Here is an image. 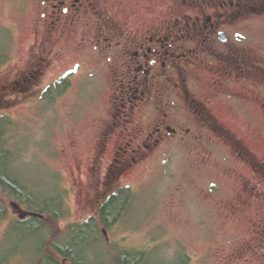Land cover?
<instances>
[{
  "label": "flooded vegetation",
  "instance_id": "obj_1",
  "mask_svg": "<svg viewBox=\"0 0 264 264\" xmlns=\"http://www.w3.org/2000/svg\"><path fill=\"white\" fill-rule=\"evenodd\" d=\"M11 2L34 46L29 60H17L18 34L0 22V93L64 97L77 84L80 91L93 89L99 79L98 91L117 96L94 165L98 172L113 153L105 185L111 195L98 203L99 215L129 190L119 186L123 177L157 153L165 159L166 153H224L254 169L247 185L257 195L254 182L264 179V164L230 133L221 111L264 101L262 50L243 42L233 23L254 22L264 14V0H156L138 9L121 6L125 0ZM5 70L17 79L1 80Z\"/></svg>",
  "mask_w": 264,
  "mask_h": 264
},
{
  "label": "rangeland",
  "instance_id": "obj_2",
  "mask_svg": "<svg viewBox=\"0 0 264 264\" xmlns=\"http://www.w3.org/2000/svg\"><path fill=\"white\" fill-rule=\"evenodd\" d=\"M11 1L0 0V22L18 34L13 57L29 60L34 42L32 37L26 40L25 27L15 16ZM155 1L125 0L121 6L138 9V3L149 7ZM253 21L247 25L242 18L233 21L234 32L254 43L251 47L256 51L262 50L264 62V14ZM7 70L1 80L17 79L13 78L16 73ZM96 81L93 89L80 91L77 84L64 97L36 91L0 93V118L10 123L6 143L15 154L19 179L42 198L55 193L66 197L63 217L43 220L42 238H32L28 244L19 238L3 248L11 227L30 212L27 207L16 210V204L0 192L9 211L8 218L0 222V263L5 254L30 251V246L35 253L45 246L44 254L54 255L52 246L69 228L97 218L98 203L111 195L105 196V185L113 153L105 154L98 172L94 165L117 96L105 87L98 91L99 79ZM254 103L245 110L238 106L236 112L235 108L221 111V115L230 133L264 164V101ZM164 155L157 153L119 182L135 200L131 212L103 238L104 249L145 252L148 264H184L185 259L189 264H264V179L254 182L258 193L252 195L247 182L254 179V169L234 158L225 160L224 153H166V159ZM30 256H19L9 264H31ZM90 259L102 263L105 254L95 252Z\"/></svg>",
  "mask_w": 264,
  "mask_h": 264
},
{
  "label": "trees",
  "instance_id": "obj_3",
  "mask_svg": "<svg viewBox=\"0 0 264 264\" xmlns=\"http://www.w3.org/2000/svg\"><path fill=\"white\" fill-rule=\"evenodd\" d=\"M9 125L10 123L6 119L0 118L1 194L19 207H27L30 212L29 215L43 217V220L45 218H51L54 221L61 219L64 213L66 197L55 193L52 197L42 198L36 194L33 188L25 186L19 179L14 162L15 154L8 149L6 143V128ZM134 200L135 196L130 190H124L117 194L105 204L97 218L91 219L84 224L70 227L63 238H61V241L58 240L52 246L51 252L54 255L48 256L44 254L45 246H42L38 253H35L30 246V251H17L11 255L5 254L2 258H6L0 264H9L11 260H15L19 256L20 258H26L27 255L30 256L32 254L37 255L41 260L38 261L35 256H30L27 259L31 264H37V262L63 264V261L67 264H148L145 252L117 251L118 248L116 247L114 249L115 252L112 253L106 251L103 246L105 232H111L131 212ZM8 216L9 211L0 200V222L5 221ZM43 220L30 216L26 221L14 224L6 236L3 248L4 245H12L13 241L17 242L19 238H24L20 241L23 244H28L32 238L35 240L39 236L42 238V234L46 229V223ZM27 235L29 237H26ZM99 251H103L105 254V259L101 261L102 263L90 259L92 254ZM20 258L18 260H21ZM189 262L188 259H185L184 264H189Z\"/></svg>",
  "mask_w": 264,
  "mask_h": 264
},
{
  "label": "water",
  "instance_id": "obj_4",
  "mask_svg": "<svg viewBox=\"0 0 264 264\" xmlns=\"http://www.w3.org/2000/svg\"><path fill=\"white\" fill-rule=\"evenodd\" d=\"M32 218H41L43 220V217H38V216H35V215H31ZM21 219L24 220L25 219V216H21Z\"/></svg>",
  "mask_w": 264,
  "mask_h": 264
}]
</instances>
